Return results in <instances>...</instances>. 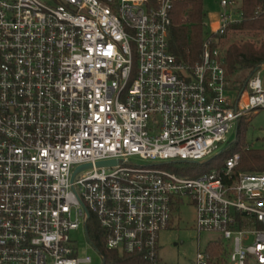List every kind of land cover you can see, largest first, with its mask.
<instances>
[{
  "label": "built area",
  "instance_id": "built-area-1",
  "mask_svg": "<svg viewBox=\"0 0 264 264\" xmlns=\"http://www.w3.org/2000/svg\"><path fill=\"white\" fill-rule=\"evenodd\" d=\"M178 1L0 0V264H91L79 230L101 264H161L159 233L189 202L199 232L232 242L231 264H264V171L239 170L237 151L200 175L168 169L221 158L264 109L259 70L232 94L220 48L243 19L234 0L194 63L170 49Z\"/></svg>",
  "mask_w": 264,
  "mask_h": 264
},
{
  "label": "rangeland",
  "instance_id": "rangeland-1",
  "mask_svg": "<svg viewBox=\"0 0 264 264\" xmlns=\"http://www.w3.org/2000/svg\"><path fill=\"white\" fill-rule=\"evenodd\" d=\"M220 1L202 0L205 13L204 21L208 26L213 20V15L224 11ZM234 2L236 9L234 12L238 13L241 0H234ZM263 40V31L230 30L221 40V54L226 55L227 49L231 45L241 46L245 43H253L259 46ZM250 72V70L245 69L238 70L234 75L228 72L230 82L233 85L232 94L234 97L238 93L237 89H241L245 80L249 78ZM259 72L264 81V64L260 65ZM245 146L253 149H264V109L244 116L241 119L239 129L235 126L228 134L227 142L220 145L214 153L218 154L225 149L233 152L238 147L243 148ZM219 160L220 156H216L215 158H207L200 163L177 162L168 169L183 176L200 175L210 170ZM135 161L141 165L151 164V162L139 158H136ZM71 237L78 243L80 257L90 255L93 258L91 264H101L98 255L87 247V241L82 230L73 231ZM219 241L224 244L227 250V263L231 264L229 255L232 251V242L224 239L221 233L216 231L199 232L196 228V207L193 203H186L175 209L169 228L159 233L160 262L161 264H194L199 252H204L210 244Z\"/></svg>",
  "mask_w": 264,
  "mask_h": 264
},
{
  "label": "trees",
  "instance_id": "trees-1",
  "mask_svg": "<svg viewBox=\"0 0 264 264\" xmlns=\"http://www.w3.org/2000/svg\"><path fill=\"white\" fill-rule=\"evenodd\" d=\"M239 7L243 19L231 24L221 36V40L230 30L264 32V0H241ZM204 17L202 0H183L174 4L171 11L169 45L178 60L194 63L200 59L204 41L208 35ZM226 63L230 74L234 75L238 70L244 69L250 70V75L253 74L255 69L264 64V40L259 46L253 43L229 46L226 52ZM235 151L240 153L239 170L264 171V149L245 146L238 147ZM231 153L232 151H226L221 156L220 162ZM99 245L106 255H113L111 251L106 250L102 241ZM204 252L209 255L208 264H228V253L221 241L210 244ZM119 263L134 264L135 262L131 255L125 254L120 256Z\"/></svg>",
  "mask_w": 264,
  "mask_h": 264
},
{
  "label": "water",
  "instance_id": "water-1",
  "mask_svg": "<svg viewBox=\"0 0 264 264\" xmlns=\"http://www.w3.org/2000/svg\"><path fill=\"white\" fill-rule=\"evenodd\" d=\"M258 69H259V68L255 69V72H257ZM255 72H254V73H255ZM110 163H111V162H110ZM103 164H109V162L100 163V165H103ZM86 166H87V165H85V166H81L78 170H81L82 168H84V167H86Z\"/></svg>",
  "mask_w": 264,
  "mask_h": 264
}]
</instances>
